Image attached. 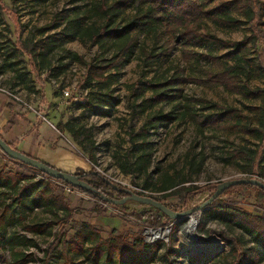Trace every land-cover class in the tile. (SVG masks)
<instances>
[{
	"label": "trees",
	"instance_id": "trees-1",
	"mask_svg": "<svg viewBox=\"0 0 264 264\" xmlns=\"http://www.w3.org/2000/svg\"><path fill=\"white\" fill-rule=\"evenodd\" d=\"M92 9L101 17L98 24L80 23V15L76 11L59 9L51 14L47 24L36 27L34 32L24 38L12 40L4 37L0 40V72L10 71L12 85L33 90L34 81L30 75L32 71L36 74L45 71L47 78L55 77L67 67L68 61H79L85 67L82 83L89 87V98L79 103L104 113L105 110L97 102L109 103V98L102 96L110 94V86L117 80L118 71L126 61L131 46L136 43L138 34L145 33L155 37L158 29L167 31L179 44L183 60L187 62L189 60L191 65L195 63L199 67V60L203 58L206 65L200 66L201 71L194 76L176 70L162 80L143 79L133 83L131 90L137 96L149 90V95L144 98L149 103L178 99L174 103L180 106V115L187 118L198 131L221 130L227 134L246 135L247 140L252 138L253 146L239 145L228 151V157L233 161L240 159L242 169L248 171H251L252 167L261 169L259 175L264 176V85H250L247 81L248 76H255L264 82V39L257 37L252 28V24L258 23V15H264V1L97 0ZM120 14L125 15V18L123 23L118 24ZM206 20L229 29L237 28L240 23H249L248 32L239 39L220 38L204 27ZM77 38H87L96 43L102 48L101 54L91 61H85L80 54L64 47L66 41ZM257 42L260 47L254 48ZM168 46L165 41L155 53L142 46L139 47V51L143 54L145 62H148L154 54L163 55L164 48ZM109 48L111 50L105 54ZM23 54L29 56L31 68H27ZM188 80L207 87L221 85L224 90L239 93L252 102L239 107L221 104L200 96L182 95L179 84ZM195 103L202 104L201 106L207 107L208 110L197 112L193 108ZM173 117L170 111L159 110L147 114L135 130L127 128L131 139L139 136L142 140L138 143L140 149L136 156L128 165H123L124 171L131 169L142 172L147 169L148 152L145 150L147 131L157 123L166 122ZM64 125L71 136L77 138L78 132L74 126L69 123ZM80 132L89 137L87 128L81 127ZM77 143H81V140L78 139ZM2 155L4 161L0 163V254L1 250L6 251L7 264H19L36 257L29 249L37 245L33 236L15 229L8 230L14 225L51 235V239L44 246H38L41 250L38 264H71V257L57 250L59 244L66 248L65 251H70L71 256L80 254L93 264H148L152 260L161 240L147 241L141 235L125 239L120 234L101 238L99 228L87 221L73 225L72 233L65 240L63 227L67 221L72 222L73 209L55 187L56 184L70 185L61 179H53L17 159H12L3 152ZM20 166H26L30 171H24ZM80 174L83 180L108 196H112L108 190L116 191L117 197L125 194L113 188L106 180L107 177L95 170ZM174 176L175 174L165 175L151 190H167L164 192L165 196L181 195L188 200L197 192L208 191L209 194L215 187L208 182L197 184L191 179L184 177L175 179ZM109 181L120 185L111 179ZM72 188L95 200L108 203L152 227L171 222V228L172 225L174 228L177 223L173 221L182 219H172L152 205L142 203L144 206L140 209L130 208L123 203L105 202L97 195L83 191L79 187ZM233 188H253L258 194L264 195V189L253 184L230 185L202 209L193 212V215L198 228L203 225L204 217H209L226 230L232 232L236 229L240 233H245L249 238V244L243 241L241 235H227L222 229L216 232L229 243L233 255L231 264H256L258 260H264V216L222 201L221 195ZM134 192L145 194L138 190ZM145 195L157 199L150 193ZM35 207L48 212L51 218L40 222V218L30 217L28 212ZM62 217L65 218L63 225L58 231H53L51 225ZM58 256L62 258L57 259Z\"/></svg>",
	"mask_w": 264,
	"mask_h": 264
},
{
	"label": "rangeland",
	"instance_id": "rangeland-1",
	"mask_svg": "<svg viewBox=\"0 0 264 264\" xmlns=\"http://www.w3.org/2000/svg\"><path fill=\"white\" fill-rule=\"evenodd\" d=\"M97 0H0V40L9 37L12 40L24 38L35 31L36 27L47 24L51 14L55 10H74L80 15V23L98 24L101 22L99 14L95 13L92 6ZM264 1V0H261ZM125 15L118 16L117 23H123ZM258 23L252 24L255 35L264 39V15H258ZM210 32L224 39H239L247 31L249 23H240L237 28L229 29L219 27L215 23L206 20L203 24ZM50 27L49 30H51ZM260 39V40H261ZM167 41L168 47L164 48L163 55L152 56L145 62L139 47H144L151 53L159 50L160 45ZM64 47L80 54L85 61H91L101 54V47L87 38L72 39L64 43ZM254 48H259L257 42ZM253 47L250 49L252 50ZM111 49H106L107 54ZM60 52V51H58ZM223 52V51H221ZM27 68H31L27 54L22 55ZM1 58V56H0ZM191 62V59H190ZM198 65L190 64L180 56L179 44L174 36L167 31L158 29L155 37L150 34H138L127 55V59L118 71L117 80L111 84L109 103L97 102L104 109V113L97 109H89L80 105L89 98V87L82 83L85 71L83 63L68 61L67 67L57 76L47 78L45 71L31 72L34 79V89L26 90L20 85H12L10 71L0 72V86L6 87L13 94L19 96L28 103L36 112L48 118L57 129L65 136L66 144L86 159L84 168H78L76 173L95 170L103 176L116 181L119 186L126 187L133 192L141 191L152 194L169 208L181 210L202 201L208 191L195 193L186 200L181 195L165 196L164 191L151 190L159 184L165 175H174L175 179L184 177L197 184L215 185L221 179L234 177L260 176L261 169L252 167L251 171L241 168V160L233 161L228 157V151L239 145L253 146L252 138L247 140L246 135L240 133H224L221 130L204 129L196 130L194 125L180 115V106L174 103L176 100H163L147 102L144 98L150 91L146 90L141 95H135L131 85L143 79H159L169 76L173 71L179 70L182 74L195 75L201 71L206 63L203 58ZM201 66V67H200ZM250 85H264L261 78L248 76ZM181 94L185 96H200L221 104L243 106L252 102L251 99L241 96L239 93L229 92L221 85L207 87L200 83L188 80L179 84ZM67 89L68 95H63L62 90ZM195 103L193 108L197 112H206L207 107ZM170 111L172 119L157 123L147 131L145 150L148 152V166L145 171L138 172L129 169L124 171L123 165H128L140 149L138 143L142 140L139 136L131 139L127 128H138L147 114L158 111ZM65 123L74 126L78 132L77 138L71 136L65 127ZM87 128L89 137H85L80 128ZM80 139L81 143H77ZM14 167L18 168L16 165ZM20 169L29 172L26 166ZM75 171V170H74ZM251 173H254L253 175ZM188 182H185V184ZM55 189L61 192L66 203L73 209L72 222L67 221L63 227V238L66 240L72 233V226L87 221L98 227L101 238L120 234L125 239H132L141 235L147 241L161 240L148 264H231L233 255L230 252L229 243L216 234L218 229L229 234L242 236L245 243L249 244V238L238 230L232 232L226 230L214 219L204 217L203 225L198 228L197 220L193 213L176 222L171 228V222L164 225L150 226L133 218L108 203H103L91 198L76 189L67 191L62 184H56ZM113 197H117L116 191L108 190ZM222 201L234 204L240 208L264 216V195L258 194L253 188H233L221 195ZM123 204L130 208L140 209L144 204L136 201H126ZM29 216L40 218V222L50 219L48 212L39 207L29 210ZM194 221L192 222V220ZM42 220V221H41ZM65 218L59 219L51 225L53 231H58ZM71 223V224H70ZM168 227L155 238H148L150 228ZM27 235H32L36 246L30 247L36 256L19 264H38V256L41 250L38 246H44L51 239V235L33 231L20 225L10 226ZM212 230V231H211ZM67 257H71V264H93L80 254L71 256L70 251L61 244L57 246ZM61 253V255H62ZM58 256L57 259H61ZM7 253L1 250L0 264H7ZM56 260V258H53ZM256 264H264L260 259Z\"/></svg>",
	"mask_w": 264,
	"mask_h": 264
},
{
	"label": "crops",
	"instance_id": "crops-1",
	"mask_svg": "<svg viewBox=\"0 0 264 264\" xmlns=\"http://www.w3.org/2000/svg\"><path fill=\"white\" fill-rule=\"evenodd\" d=\"M7 91L11 92L0 86V136L3 140L21 152L62 170L76 172L78 168L85 167L86 159L66 144L65 136L48 118L31 106L14 100ZM3 161L0 150V163Z\"/></svg>",
	"mask_w": 264,
	"mask_h": 264
},
{
	"label": "water",
	"instance_id": "water-1",
	"mask_svg": "<svg viewBox=\"0 0 264 264\" xmlns=\"http://www.w3.org/2000/svg\"><path fill=\"white\" fill-rule=\"evenodd\" d=\"M0 150L7 155L8 157L12 159H17L27 165H30L39 171L45 173L49 177L53 179H61L65 183L69 184L71 187H79L83 191H88L94 195H97L100 199H102L105 202H110L113 204H122L126 202L127 200L136 201L139 203H144L147 205H152L155 208L159 209L162 213H164L166 216L172 218V219H180L184 218L188 215H191L193 212L202 209L205 205H207L213 198H215L218 194H220L225 188H227L230 185L234 184H253L258 187H261L264 189V180L257 177V176H249V177H234V178H226L221 179L215 184L214 189L199 203L181 209V210H174L166 206L163 202L160 200L154 199L148 195L140 194L133 192L132 190L117 186L109 181V179L106 178V180L111 184L113 188H115L117 191L125 192L124 195L120 197H113L108 196L104 194L103 192L99 191L98 189L91 186L89 183H87L85 180H83L80 177V173H76L73 171H66L59 168H56L52 165H49L37 158H34L32 156H29L20 150H18L15 147L10 146L5 140H3L0 136ZM194 219L192 220V222ZM168 230V227H156V228H150L151 234L146 233L147 239L155 238L158 235H160L162 232H166Z\"/></svg>",
	"mask_w": 264,
	"mask_h": 264
},
{
	"label": "built area",
	"instance_id": "built-area-1",
	"mask_svg": "<svg viewBox=\"0 0 264 264\" xmlns=\"http://www.w3.org/2000/svg\"><path fill=\"white\" fill-rule=\"evenodd\" d=\"M62 92H63V95H68V90H67V89L62 90ZM7 93L10 94L14 100H16V101H18V102H22V103L25 104L27 107H30V105L27 104L24 100H22L19 96L15 95V94H13V93H11V92H8V91H7ZM64 186H65V185H64ZM65 187L67 188V191H71L72 189H74V188H72V187H70V186H65Z\"/></svg>",
	"mask_w": 264,
	"mask_h": 264
}]
</instances>
